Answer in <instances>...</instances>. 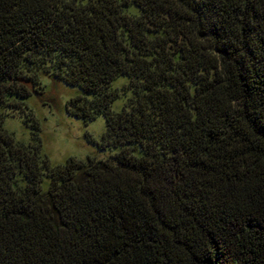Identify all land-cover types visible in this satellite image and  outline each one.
<instances>
[{"label":"trees","instance_id":"16d2710c","mask_svg":"<svg viewBox=\"0 0 264 264\" xmlns=\"http://www.w3.org/2000/svg\"><path fill=\"white\" fill-rule=\"evenodd\" d=\"M43 76L102 156L51 163ZM0 264H264V0H0Z\"/></svg>","mask_w":264,"mask_h":264},{"label":"rangeland","instance_id":"374dc122","mask_svg":"<svg viewBox=\"0 0 264 264\" xmlns=\"http://www.w3.org/2000/svg\"><path fill=\"white\" fill-rule=\"evenodd\" d=\"M42 81L44 93L32 94L26 102L40 120L42 149L51 163H63L69 156L85 158L92 153L102 156L95 144L87 140V133L99 139L105 129L104 117L99 115L84 123L71 116L66 112L65 104L76 89L46 76L42 77ZM5 126L14 131L18 138L28 139L29 129L21 123L19 116L8 117Z\"/></svg>","mask_w":264,"mask_h":264}]
</instances>
